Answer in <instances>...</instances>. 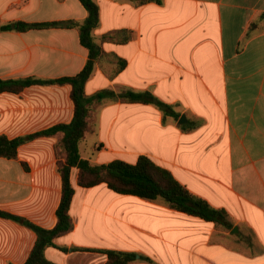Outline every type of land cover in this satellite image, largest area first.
<instances>
[{
  "label": "crops",
  "instance_id": "obj_1",
  "mask_svg": "<svg viewBox=\"0 0 264 264\" xmlns=\"http://www.w3.org/2000/svg\"><path fill=\"white\" fill-rule=\"evenodd\" d=\"M95 1L100 22L93 35L103 54L86 95L149 92L179 118L164 117L153 104L120 98L95 102L86 140L97 138V154L82 157L102 165L135 164L148 156L193 194L226 210L233 226L218 227L163 200L115 193L105 183L83 188L72 174L74 229L56 245L134 252L139 258L133 264H264V0H165L142 6ZM87 17L79 0H0L3 23ZM88 59L76 28L0 35L3 79L75 76ZM71 90L37 85L1 94L0 135L15 139L70 123ZM184 115L187 122L179 124ZM61 137L24 144L15 160L0 158L1 211L44 229L56 226L62 181L55 146ZM36 241L34 231L0 217V264H24ZM46 257L55 264L107 263L103 253L54 247Z\"/></svg>",
  "mask_w": 264,
  "mask_h": 264
},
{
  "label": "trees",
  "instance_id": "obj_2",
  "mask_svg": "<svg viewBox=\"0 0 264 264\" xmlns=\"http://www.w3.org/2000/svg\"><path fill=\"white\" fill-rule=\"evenodd\" d=\"M88 12L84 21H67L51 23H27L14 21L3 23L0 20V35L4 32L25 33L30 30L49 28H76L79 31L80 42L89 51V59L80 73L75 76L44 80L36 77L20 79H3L0 77V95L3 93L20 94L27 88L37 85H70L71 99L74 103V118L70 123H61L46 130L30 135L10 139L0 135V158L15 160L18 158L19 148L43 137H62L56 147L58 155V172L62 181V197L57 209V224L52 229H44L26 218L12 215L0 210V217L13 220L37 235V241L24 264H55L46 257L48 248L54 247L68 252H98L107 255L106 264H133L138 261V254L134 252H120L113 250H97L90 248L72 249L59 247L55 241L71 233L74 223L70 214L75 196L72 181L73 171H79L77 184L83 188H92L107 184L110 190L122 195H133L144 200H163L170 208L199 217L207 222L215 223L218 227L231 229L229 214L224 209L212 206L207 200L193 194L167 169L158 166L148 156H140L135 164L123 160H115L108 164L93 165L81 155L80 146L91 131L89 121L91 106L95 102L105 99L120 98L130 103H144L156 105L164 113V117L172 116L176 119L172 106L165 104L149 92L134 93L131 91L116 94L111 90H104L88 97L85 87L95 70L96 62L103 51L96 43L94 31L99 27L100 8L95 0H79ZM142 6L150 3L162 5L165 0H130ZM264 20V13L260 16ZM122 69V68H121ZM187 125L182 128L187 130ZM194 128V126H192ZM141 260L153 263L150 258L142 256Z\"/></svg>",
  "mask_w": 264,
  "mask_h": 264
},
{
  "label": "rangeland",
  "instance_id": "obj_3",
  "mask_svg": "<svg viewBox=\"0 0 264 264\" xmlns=\"http://www.w3.org/2000/svg\"><path fill=\"white\" fill-rule=\"evenodd\" d=\"M87 138V137H86ZM86 140V139H85ZM83 141L82 144H81V153L82 155L86 156V157H93V154H97V152L93 149L94 147V144L98 141L97 138L95 137H88V139L86 141ZM60 141V140H59ZM59 141L58 143L56 144L55 146V155H56V158H57V162H58V155H57V150H56V147L58 146L59 144ZM98 143V142H97ZM95 149H97V144L95 145ZM90 161V160H89ZM91 162V161H90ZM94 165V164H93ZM58 166V165H57ZM73 174L74 176H76V181L78 179V174H79V171L78 170H74L73 171Z\"/></svg>",
  "mask_w": 264,
  "mask_h": 264
},
{
  "label": "water",
  "instance_id": "obj_4",
  "mask_svg": "<svg viewBox=\"0 0 264 264\" xmlns=\"http://www.w3.org/2000/svg\"><path fill=\"white\" fill-rule=\"evenodd\" d=\"M187 122V118H186V116L184 115V116H182V118L179 120V124H184V123H186ZM235 232H238V229L237 228H235L234 230H233V233H235ZM138 258H139V256H138Z\"/></svg>",
  "mask_w": 264,
  "mask_h": 264
}]
</instances>
